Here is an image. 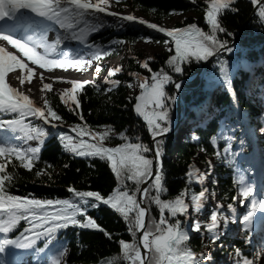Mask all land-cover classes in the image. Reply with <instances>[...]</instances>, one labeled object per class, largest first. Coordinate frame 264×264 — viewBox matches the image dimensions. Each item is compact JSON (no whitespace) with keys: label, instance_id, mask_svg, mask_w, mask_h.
Segmentation results:
<instances>
[{"label":"snow or ice","instance_id":"6c2138e0","mask_svg":"<svg viewBox=\"0 0 264 264\" xmlns=\"http://www.w3.org/2000/svg\"><path fill=\"white\" fill-rule=\"evenodd\" d=\"M190 2L196 4V0H190ZM234 2L235 0H204L207 5L204 9V18L210 28L209 32H204L195 23L181 28L168 29L158 27L155 23H148L134 15L119 16L109 10V0H0V21L13 22L19 13L28 12L53 21L58 29L56 38L50 43L45 39L47 37L45 32L17 35L0 31V113L15 114V118L11 120L0 119V127L7 128L14 135L16 132L20 133V135H15V143L10 141L5 143L4 140L0 142V158H2V162H0V234H3V237L0 238V258H2V264H15L14 258L9 254L8 246H14L16 249H29L41 239L50 240L54 238L58 230L70 226L98 230L106 238L112 240V234L88 215L89 210L97 209L101 204L109 206L129 222L128 231L134 238L137 237V232L142 230V235L136 238L133 243H128L124 239L118 241L123 258L130 260L131 264H207L211 260L210 254H205L206 259H198L190 251L185 244L189 240V236L183 227L184 222L175 219L178 214L189 215L190 205L183 199L187 192L181 193L174 201L160 199V193L167 189L163 187L162 165L159 163L163 141L157 137H163L172 130L170 111L172 104L177 99L176 96L170 95L165 90V86L171 84L175 90L179 91L182 82L174 81L173 77L164 69L152 71L148 60H145L142 67L148 69L151 76L141 79L137 73H130L136 78L137 83L135 85L129 83L128 87H137L139 92L134 97L129 96L128 99L135 100L132 108L146 122L153 146L130 142V138L124 132H120L119 137L124 142L115 147H107L103 141L110 139L109 132L113 131L111 125H101L100 127L105 129L104 131H92L86 125L76 124L71 127V133L75 134L74 140V137L68 132L58 131L63 126V118L53 107L48 106L47 99L44 100L46 108L34 106L28 95L15 87H10L9 83L5 82V75L17 67L26 69L28 75H31L33 69L23 61L20 53L29 57L42 68L49 65L66 68L92 64L93 60L99 59L101 50L87 45V32H95L104 27V23L98 22V18H102L100 14L103 13L116 16L121 27H123L124 21L138 22L164 34L163 44L169 53L164 63L175 74H182L185 71L183 67L185 64L192 66L193 62L200 63L209 60L210 57H217L219 61L217 66L220 69L219 78L230 89L232 66L230 67L227 61H220L219 58L224 53H228L238 60L242 52L233 41L219 38L218 33H225L228 37H233L234 33L227 31L222 26L218 15L223 14L225 10L238 12V8L232 7ZM249 2L257 6L258 15L264 21V0H249ZM89 19H94L96 23L89 24ZM141 38L145 41L154 39L150 35ZM68 40L78 41L87 47L83 52L70 53L59 47ZM155 42L159 44L161 41ZM122 43V40L109 41V45ZM37 48L42 49V52H38ZM110 51H112L111 47L105 49V52ZM50 55L54 58H49ZM95 67L98 71L100 65L97 63ZM110 71L119 73L121 70L115 68ZM15 75L20 85H23L25 77L21 73H15ZM106 81L111 86L120 83L118 80L108 81L107 77ZM87 83L88 81L73 79L71 87L65 89L59 97L60 102L68 108V111L78 115L80 120L84 118L78 112L80 99L77 97V90L82 89ZM43 89H51V84L44 83ZM26 117H33L35 121L42 123L32 121L25 123ZM203 119H205L204 115ZM43 125H49L50 128L57 130L55 135L65 151L77 157L99 158L105 161L116 178V187L113 192L105 197L99 191H81L70 185L67 191L71 193V198H30L31 194L29 196L11 194L8 188L12 186L10 181L13 176L5 172V166L12 157H15L23 168L31 169L33 167L46 135ZM234 131L235 128L229 123L228 117H225L219 133L210 137L214 146L218 138L224 141L223 159L225 160L228 159L229 154L236 157L242 150V148H238L236 151H232L231 142L236 137L230 133ZM259 131L264 133V126ZM86 137H90V139H86ZM135 139L139 141L140 137L136 136ZM27 141H36L37 143L35 146H31L27 145ZM240 144H243L242 140H240ZM147 153H152V158H148ZM216 154L220 155L219 152ZM154 162L157 168L155 177L148 187L141 188L140 185L147 183L153 176ZM43 170L41 168L35 174L40 176ZM210 171L211 168H209ZM187 176L189 183L194 180L203 186L205 173L196 169L195 165L192 166ZM126 181L135 183V193H140V200H137L134 194H129ZM212 183L215 184L216 181L213 180ZM153 188L156 190V196L153 199L161 212L160 221L155 225V232L152 231L151 225H145L147 208L141 207L144 197ZM240 191L242 196L247 198L252 189L250 186H244ZM207 193L208 189L202 187L198 194H192L191 204L194 205L196 211L202 208ZM236 199V196L232 197L233 201ZM245 203V199L239 200V204L245 205ZM219 207L220 205H217V208ZM134 209L136 211L134 221H129V213ZM227 209L231 213L233 204L229 203ZM257 209L264 210V202H258L253 198L247 212L240 217V224L244 230L248 231L249 236L252 235V229L255 226L253 218ZM165 210L174 219V223L169 222V219L164 216ZM221 218L223 224H221ZM20 221L24 222L23 230L14 239L9 238V234L20 225ZM230 221L235 223L234 215L225 216L223 212L218 214L216 210L211 211L210 222L205 225L208 238L216 243ZM260 227L264 228V223H261ZM193 231H201L200 221L193 224ZM141 246L144 249L143 255ZM236 256H242L239 248L236 249ZM64 258L65 252L63 251L52 264H61ZM111 264H116V261H112ZM235 264H252V262L244 257L235 261ZM261 264H264V260H261Z\"/></svg>","mask_w":264,"mask_h":264},{"label":"trees","instance_id":"16d2710c","mask_svg":"<svg viewBox=\"0 0 264 264\" xmlns=\"http://www.w3.org/2000/svg\"><path fill=\"white\" fill-rule=\"evenodd\" d=\"M117 10L119 7H126L139 14V16L151 23L160 25L162 20L169 18L171 14H187L189 15L182 23L184 25L195 23L204 32H209L210 28L204 18L205 6L202 3L192 4L190 0H109ZM244 0H235L232 7L238 8V12H232L226 10L223 14L218 15V19L221 21L222 26L227 31L233 32V37H228L225 33H218L221 40L227 39L231 41L238 33H241L240 42L244 45L248 43H255L260 41L264 43V21L261 20V29L258 22L252 19V9ZM250 6V7H249ZM175 10V11H170ZM189 13V14H188ZM134 24L124 23V26L120 31L114 33L113 30L105 32L103 35L99 34L98 41H102L104 38H113L117 41L122 40L125 43L133 44L138 40L140 35L152 36L153 41H161L163 39L155 33L144 32L134 27ZM175 26L180 27L177 23ZM264 50V45L261 48ZM260 53V52H259ZM261 54H264V52ZM138 57V56H137ZM168 58L167 54L154 55L151 59H146L149 62V66L152 71H160L164 69L169 75L176 81L180 77L186 78L187 76L193 77L194 74L203 65L204 61L200 63L193 62L192 66L187 64L183 65L185 71L182 74H175L171 69L167 68L164 63ZM219 61L210 63L205 69L206 72L210 70V74L216 76L215 67ZM218 67V66H217ZM219 68V67H218ZM130 73H137L140 77H150L151 72L148 69L143 68L134 59L127 58L124 62L122 70L114 77V80H118L120 83L113 86V89L106 91L102 89L99 84H91L85 86L77 96L80 99V108L78 109L79 115L83 116V120L79 119L78 115L68 111L59 100V98L53 93H46L44 100L49 101V105L58 112L63 118V124L70 127L81 124L88 126L92 131L105 130L101 128V125H111L115 135H119L120 132H124L126 136L130 138V142H140L147 144L151 147V136L148 133L147 126L141 119L137 118L134 114L132 105L135 100H129V96L134 97L130 92L128 84H133V77ZM198 78L195 77V81ZM239 81H237L238 83ZM193 84L185 83L181 86L182 95L188 96ZM165 90L173 95L171 84L165 86ZM243 92L240 91L239 95ZM184 96V97H185ZM227 97L225 94H221L218 97V105L224 106L227 104ZM240 103L246 107V99L241 98ZM173 104L170 111V116H173ZM253 110V109H252ZM247 116V115H246ZM254 117V114L250 115ZM217 134L216 129L209 131L196 132L197 139L188 140L184 143H179L176 149H172L171 138L161 139L163 144L161 146V162H162V174H163V187L167 191L160 193V199L166 201H174L181 193L187 192V195L183 199L191 200L193 193L198 194L202 187L208 189V194L218 199V201L227 208L229 203L233 204L235 208V201L232 200L233 196H236V190L232 182V174L230 166H222L218 160H215L213 164L208 162V158L216 155V151L210 141V137ZM136 136L140 137V140L135 139ZM110 137V136H109ZM107 144L113 147L117 146L124 141L119 136L110 137L105 140ZM221 139L218 138L217 144L220 147ZM225 147L221 146L220 149ZM203 149V150H202ZM219 149V148H218ZM148 158H151V153L146 154ZM47 162V163H45ZM14 165V166H13ZM67 165V167H64ZM195 165L196 169L199 166L202 167L204 173L214 172V181L208 183L205 182L203 186L196 183L194 180L189 183L187 173ZM43 168L40 176L35 173L37 170ZM209 168L211 171L209 172ZM79 170V171H77ZM5 172L13 176L10 181L11 187L8 191L11 194L19 196H29L36 198H68L71 193L67 191V188L71 185L78 190H94L99 191L102 196H107L113 192L116 187V178L111 172L109 166L105 161L99 158H83L75 157L74 155L67 154L62 146L59 145L57 139L47 142L45 149L41 155L40 160L35 165L27 170L23 168L17 161L11 159L5 166ZM128 185V191L130 195L137 196L135 193V183L133 181H126ZM152 183V182H151ZM214 194V195H213ZM156 196V190L153 188L145 196V205L148 209V222L147 226H152V231L155 232V225L159 223L161 212L159 206L155 203L153 197ZM220 212V211H218ZM88 215L92 216L97 224L104 228L107 232L112 234L113 239L109 240L104 234L98 230H86L77 229L71 230L70 234L63 236V239L69 237L67 243V253L64 258V264H111L112 261H116V264H127L126 258H123V252L118 244L120 239H124L128 243L135 242L133 235L128 231L129 222L111 209L109 206L100 205L97 209H91ZM136 215L135 209L129 213V221H134ZM164 216L169 219V222L174 223V219L170 217L167 210L164 212ZM175 219H180L184 222L183 227L187 231L189 226L187 216L179 215ZM24 222L21 221L18 226L23 228ZM188 232V231H187ZM188 234V233H187ZM201 233L197 232L195 235H188L189 240L185 242L186 246L193 250L200 252L203 247L204 236H200ZM206 237L208 233L204 234ZM225 237L220 236V239L215 243L217 245L215 255L218 257V252L231 253L236 251L237 248L241 250V253L248 257L249 247L247 242L239 239L227 238L224 243ZM44 242L43 244H45ZM223 243L227 248L223 249Z\"/></svg>","mask_w":264,"mask_h":264},{"label":"rangeland","instance_id":"374dc122","mask_svg":"<svg viewBox=\"0 0 264 264\" xmlns=\"http://www.w3.org/2000/svg\"><path fill=\"white\" fill-rule=\"evenodd\" d=\"M196 3H203V5H206L204 3V0H196ZM207 6V5H206ZM120 10H117L115 8V6L112 5L111 2H109V10L111 12H114V13H117L119 16H126V15H134L136 16L137 18H141L139 16V14L133 10H130L126 7H119ZM189 14V13H188ZM100 16L102 18H98V22H102L104 23V27L100 28V29H103L105 27H108V29L110 30H113L114 33H117L118 31H120L122 29V27L120 26V24L117 22V17L116 16H110V15H106V14H100ZM189 15L187 14H171L169 16V18L165 19V20H162L160 22V25L158 27H164V28H168V29H172V28H177V26H175V24H179L180 26L184 25V23H182L186 18H188ZM125 22H128V21H124ZM88 23L89 24H92V23H96V21L94 19H89L88 20ZM130 23H134V27L137 28L138 30H142L144 32L148 31V32H153L155 34H157L158 36H160L162 39L164 35L160 34L159 32L157 31H154L152 29H148L146 28L145 26L141 25V24H136L137 22H130ZM83 26V25H81ZM124 26V24H123ZM99 29V30H100ZM101 31V30H100ZM145 35H140L138 40L135 41L133 44H128V43H125L123 42L122 44H113V45H110L109 47L112 48V51L110 52H105V49H104V54H105V60L101 63L99 62H96L95 60H93L92 64L88 65L89 67L88 68H84V67H81L78 71L76 70H72V72L74 73H77L80 77L82 78L84 75H87L88 73H90V67L91 68H95V65L98 63L100 65L99 68L103 67L104 66V74L103 75H98L97 74H94L95 78H97L98 80H101L102 82V89H110L111 85L106 81V77H107V80L108 81H111L108 77L111 76L110 74V70H114L116 68V65L117 64H120V67L123 68L124 66V62L127 58H130L131 59H134V61L136 63H138L140 66H142L143 62L146 60V59H149L151 58L152 56L154 55H164V54H169L165 45L162 43V44H158L156 42H154L153 40L152 41H145L144 39H142L141 37H143ZM83 48L84 50L86 49L87 45H84V44H81L80 42H78ZM117 52L118 55L117 57L113 58L112 56H110L111 53L113 52ZM138 56V57H137ZM105 64V65H104ZM110 70L106 72V67L107 65H110ZM29 68H32L35 73H44L40 70H38L37 68L27 64ZM56 71H53V72H50V73H44V74H48V76H52L53 74ZM9 73H6L5 75V82L6 83H9L10 87H15L17 88L18 90H23V85H21V88L19 89L17 85H14L12 82H11V79L9 80L7 77H8ZM78 80V78H77ZM137 83L136 81V78L133 77V85H135ZM247 85V83H246ZM71 87V86H70ZM104 87V88H103ZM249 89V94L251 95V99H252V103L258 108V109H264V104L262 103V100L264 98V90H262V93H261V96H263L262 98H259V99H255L253 97L254 95V91H253V86H249L248 87ZM64 91L63 90H60L59 87L57 86V84H53L51 89H43L41 90L39 93H38V96L36 97H31L29 96V98L33 101V104L34 106H37V107H41V108H45V105H44V95L46 94V92H52L53 94H55L56 96L60 97V94ZM130 92L133 96H135L136 94H138L139 92V89L137 87H132L130 88ZM207 109V106H205V111ZM34 122V121H32ZM34 123H38L37 121H35ZM197 125L200 124V122H197L196 123ZM239 121L236 122V126H239ZM2 128V127H0ZM101 131H104V130H101ZM115 131H111L109 132V136L110 137H114V136H119V135H115ZM254 134H255V137H257L259 135V132H258V129L257 127L254 129ZM48 135V133H46L45 137ZM5 138L7 139V141L9 142H13L11 140V136H9V134H4ZM191 135H189L190 137ZM44 137V138H45ZM86 139H90V137H86ZM75 140V139H74ZM240 140L243 141V144L241 145L240 144ZM185 141H187L185 138H183L180 142L181 143H184ZM30 141H27V143L29 144ZM67 142V141H65ZM14 143V142H13ZM36 141H32V143H30L31 146H35L36 145ZM103 143L105 145H107L105 143V141H103ZM27 144V145H28ZM235 148H242L241 151H239L241 153V156L240 157H244L247 155V152H249V146H248V141H247V137H246V133H245V129L242 130L240 136H239V140L236 142V147ZM173 150L176 149V147L172 148ZM216 157H210L209 160L211 163H214L213 161H215ZM199 171L204 173L202 167L199 166ZM214 173H205V184L207 185L209 181H213L214 180ZM248 179L251 178V176L247 177ZM242 199V197H240L239 195L237 196V199H236V205H237V208L239 207V213H243L246 209L245 206L239 204V200ZM217 205H220V207L222 206L217 199H214V197H211L209 198V194H207V198L205 199V201L203 202V206L202 208L199 210V211H196L195 210V207L194 208H191V210H188L189 212V215L187 216V220H188V224H189V231L191 232L192 235H195L196 234V231H193V224L196 222V221H200L201 222V235L200 236H204L203 234L207 233L206 231V223H209L210 222V211L211 210H217ZM224 209H221L220 212H223ZM219 212V213H220ZM218 213V214H219ZM238 214V213H237ZM221 224H223V219L221 218ZM235 226V223H232L231 221L229 222V224L227 225V228L224 230L223 232V235L227 236L228 237H232V235L230 234V232L232 231V227ZM236 237L240 236V234H234ZM238 235V236H237ZM205 239L203 240V248L201 250V253H204V257L203 259H206L207 257L205 256V254H211L212 251H216V247L217 245L215 243H213L209 238L208 236L206 237V235L204 236ZM226 239V238H225ZM226 242V240H224V243ZM223 243V246L222 248L225 249L227 248L225 246V244ZM60 244H54L49 250H48V253L47 254H52L53 251L55 250V248L59 247ZM61 249V247H59ZM255 250H256V257H255V262L253 264H256V262L259 261L258 258L260 257H263L262 254H261V250H260V246L259 244L256 245L255 247ZM200 254V253H199ZM217 254H219V257L215 259V262L214 264H235V261L239 260V259H242L243 257H237L236 256V252H231V253H226V250L224 252H218ZM57 259V257L55 258ZM54 259V260H55ZM264 259V258H263ZM62 264V262H61ZM207 264H212V261L209 260L207 262Z\"/></svg>","mask_w":264,"mask_h":264},{"label":"bare ground","instance_id":"6f19581e","mask_svg":"<svg viewBox=\"0 0 264 264\" xmlns=\"http://www.w3.org/2000/svg\"><path fill=\"white\" fill-rule=\"evenodd\" d=\"M22 20L19 21L18 25L20 27V30L23 29H33L34 33L36 32H45L47 33V37L45 39L50 43L53 39L56 38V35L58 33V29L56 28L55 24L53 23H42L43 29L36 28L33 21L30 20L28 17L20 18ZM44 20L46 18H43ZM39 29V30H38ZM65 45L69 47L72 51L75 52H83V48L78 45V43L75 40H68L64 41ZM39 52H42V49L37 48ZM49 57H52L51 55ZM112 72V71H110ZM15 73H21L25 77V83L23 84V90H21V85L19 83V80L16 78ZM91 73H88L86 77H89ZM9 80L11 79V82L14 85H17L18 88L24 92V94L36 97L38 96V93L43 90V84L49 83L51 84V87L53 84H57L60 90H65L67 88H70L71 86V80L76 78V75L73 74L71 70L64 69L59 70L57 73L53 74L51 77L45 74L35 73V71H32L31 75L29 76L26 69L18 70V67L11 70L8 77ZM263 96L258 95L257 99L262 98ZM215 114V113H214ZM10 132L7 128H2L0 130V142H3L2 133ZM17 135V133H15ZM13 133H11L12 137H15ZM5 142V140H4ZM32 143V141L29 142V144ZM142 247V246H141ZM143 249V248H142ZM62 251V250H61ZM60 251V253H61ZM144 251V249H143ZM59 252L54 251L51 255L48 256V258L43 261L41 264H52L54 259L60 255ZM34 256V257H33ZM28 256V260L22 259V262L19 259L15 260V264H39V258H37V255ZM45 258V257H43ZM260 259L257 264H261Z\"/></svg>","mask_w":264,"mask_h":264},{"label":"water","instance_id":"95a60500","mask_svg":"<svg viewBox=\"0 0 264 264\" xmlns=\"http://www.w3.org/2000/svg\"><path fill=\"white\" fill-rule=\"evenodd\" d=\"M240 35H241V33H238L237 37L233 40L234 43H236L239 40ZM176 97H177V99H176V101H177V115H178V119H180L181 111H180V108H179V105H178V101H179V94L178 93L176 94ZM157 138H159V137H157ZM155 174H156V168H155V162H154V165H153V176L151 178H149L147 183L142 184L141 188H146L147 185L149 184V182L155 177ZM140 199H141V195H140V193H138L137 200H140ZM141 207H145L144 203H141ZM146 216H147V212H146V215H145V225H146V221H147ZM140 235H142V230L140 232H138V237ZM141 253H142V255L144 254L143 249H141Z\"/></svg>","mask_w":264,"mask_h":264}]
</instances>
